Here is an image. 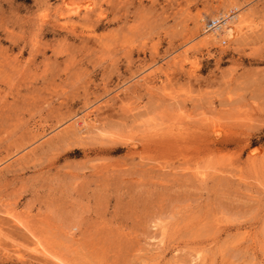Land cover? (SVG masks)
Masks as SVG:
<instances>
[{"label": "rangeland", "instance_id": "1", "mask_svg": "<svg viewBox=\"0 0 264 264\" xmlns=\"http://www.w3.org/2000/svg\"><path fill=\"white\" fill-rule=\"evenodd\" d=\"M0 264H264V0H0Z\"/></svg>", "mask_w": 264, "mask_h": 264}, {"label": "bare ground", "instance_id": "2", "mask_svg": "<svg viewBox=\"0 0 264 264\" xmlns=\"http://www.w3.org/2000/svg\"><path fill=\"white\" fill-rule=\"evenodd\" d=\"M237 18L238 19V15H231V14H225V15H222V16H219V17H217V19L216 20H218L220 23L216 26V27H214V28H212V31L213 32H217V30L218 29H221V28H223V29H225L226 30V32H227V34L230 36V37H233V33L235 32V28L233 29V27H234V25L236 24V23H234V18ZM238 27V29H240V26H237ZM236 27V28H237ZM209 28L208 29H204V33L207 35L208 33H209ZM238 32V31H237ZM90 111V110H89ZM85 115V114H84ZM89 115V114H88ZM87 116V115H86ZM91 117V116H90ZM89 117V118H90ZM82 119L84 120V121H87V117H82ZM91 119V118H90Z\"/></svg>", "mask_w": 264, "mask_h": 264}, {"label": "built area", "instance_id": "3", "mask_svg": "<svg viewBox=\"0 0 264 264\" xmlns=\"http://www.w3.org/2000/svg\"><path fill=\"white\" fill-rule=\"evenodd\" d=\"M219 23L220 22L218 20L210 19L205 24H207V27L209 29H212V28L216 27ZM223 43H225V42L223 41Z\"/></svg>", "mask_w": 264, "mask_h": 264}]
</instances>
